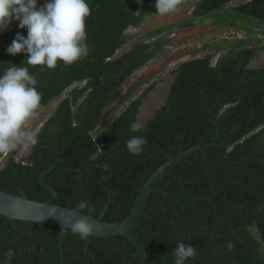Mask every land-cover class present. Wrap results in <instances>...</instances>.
I'll use <instances>...</instances> for the list:
<instances>
[{
	"label": "trees",
	"instance_id": "trees-1",
	"mask_svg": "<svg viewBox=\"0 0 264 264\" xmlns=\"http://www.w3.org/2000/svg\"><path fill=\"white\" fill-rule=\"evenodd\" d=\"M186 1L180 0L177 8ZM234 1L200 0L182 22L148 30L143 36L147 41L137 39L130 49L118 52L132 41L126 29L158 14L155 0H87L92 10L86 18L90 53L70 66L58 61L54 70L28 65L26 53L6 52L17 32L27 36V29L13 21L0 32V75L13 66L28 68L42 93L39 110L62 98L38 133L33 151L20 160L12 154L0 167V188L15 194L23 189L30 199L52 202V186L61 205L74 208L89 201L93 211L82 212L96 217L111 197L104 219L122 221L169 155L196 145L208 133L212 120L206 113L224 118L235 129L254 114L239 131L215 127L207 144L208 163L205 152L198 150L172 167L158 183L170 195L161 206L163 194L153 192L135 230L157 264H174L179 242L193 245L198 253L187 264H264V66H248L264 50V45H252L258 39L255 26H264V0L231 4ZM197 16L246 29L249 35L215 62L217 50L223 49L215 43L205 48L216 51L181 62L165 104L141 132H131L130 125L139 123L142 99L155 84L133 100L145 82L127 92L122 84L166 51L172 38L164 32L191 26ZM141 135L147 138L145 151L131 155L126 142ZM92 154L95 160L89 158ZM61 232L55 225L12 222L0 215V259L11 249V264H140L128 237L93 236L85 250L86 240L70 229L62 260Z\"/></svg>",
	"mask_w": 264,
	"mask_h": 264
},
{
	"label": "clouds",
	"instance_id": "clouds-1",
	"mask_svg": "<svg viewBox=\"0 0 264 264\" xmlns=\"http://www.w3.org/2000/svg\"><path fill=\"white\" fill-rule=\"evenodd\" d=\"M179 3L180 0H155V9L160 15L171 14ZM91 11L87 0H45L39 7L38 0H0V32L7 30L13 21L18 22V28L27 29V36L16 33L6 52L11 55L26 53L28 65H39L48 70H54L58 61L70 66L90 53L86 42V18L91 15ZM125 31L129 33L127 29ZM240 36L237 39L247 37ZM37 85V79L26 67L13 66L0 75V167L12 154L16 157L21 149L27 150L39 143L38 133L46 122L38 129V133L25 131V125L54 101L39 110L42 93L38 91ZM143 128L138 122L130 125L131 132H141ZM146 144L145 136H132L126 142V148L131 155H140L145 151ZM89 158L95 160L97 155L92 154ZM25 163H28L27 160ZM93 208L91 202L82 200L77 204L76 212L87 210L91 213ZM44 218L39 222L42 223ZM58 218L62 224L61 231L70 229L81 240H86L97 230L88 216L80 217L70 224L64 222L61 216ZM173 251L174 264H187L189 259L198 254L193 245L183 242H179ZM13 256V250L9 249L0 259V264H11Z\"/></svg>",
	"mask_w": 264,
	"mask_h": 264
},
{
	"label": "rangeland",
	"instance_id": "rangeland-1",
	"mask_svg": "<svg viewBox=\"0 0 264 264\" xmlns=\"http://www.w3.org/2000/svg\"><path fill=\"white\" fill-rule=\"evenodd\" d=\"M244 0H236L234 3H241ZM248 1V0H245ZM41 0H38L40 4ZM198 0H188L184 5L178 7L175 12L166 15L153 14L148 16L143 24L138 28H132L129 33L132 34V41L121 47L118 52L130 49L133 46L135 40L147 41L144 36L145 32L159 26H165L172 23L182 22L189 15L191 16ZM194 18V17H193ZM211 18L196 17L193 19V25L186 27H174L172 30L163 33V36L172 38V41L167 45L166 51L159 56L150 60L143 67L135 71L121 86L123 92H127L140 82L143 83L139 87L138 91L131 97V100L140 97L149 86L155 84V86L148 91L145 97L142 99V103L139 108L138 121L142 125L146 124L147 120L154 116L155 110L166 102V97L170 90V86L175 78V69L178 65L192 57H198L206 54L210 49L205 48V44H218L223 49L217 50V54L214 59H217L222 54L226 53L228 48L233 47V43L240 39H237L232 31L235 30L233 26L228 25H215L211 22ZM244 24L250 25L248 21H244ZM256 32L253 33L258 39H264V26H255ZM236 31V30H235ZM240 35L244 32L249 35L248 30L240 28L238 29ZM255 40L252 45H264V40ZM216 51V50H211ZM250 68H256L264 66V50L257 53L253 57L248 65ZM78 86H83L84 83H78ZM76 87V84L72 87ZM70 88V90L72 89ZM64 96V95H63ZM62 98V97H61ZM60 98V99H61ZM60 99L49 104L42 113H39L35 118L27 121L25 125V131H33L38 133V130L42 124H44L48 118L52 115L53 110L58 105ZM115 103L109 105L106 111L114 106ZM128 104H125L127 106ZM122 106L120 109H124ZM101 125V124H100ZM108 124H106L107 126ZM33 151V147L23 150L21 149L16 158L20 159L21 156L28 155Z\"/></svg>",
	"mask_w": 264,
	"mask_h": 264
},
{
	"label": "water",
	"instance_id": "water-1",
	"mask_svg": "<svg viewBox=\"0 0 264 264\" xmlns=\"http://www.w3.org/2000/svg\"><path fill=\"white\" fill-rule=\"evenodd\" d=\"M132 28L134 27H130L128 31ZM206 115L212 120V125L208 133L196 145L188 148L187 150L179 147V153L176 156L169 155L168 161L162 164L140 189L130 214L122 221L110 222L104 219L106 211L112 200L111 197H109L108 202L104 206L100 215L96 217L82 211L76 212V207L72 208L61 205L59 203L58 193L52 186H49V189L53 194L52 202H41L30 199L23 189L20 191V194H15L0 188V215L6 216L12 222L16 219L39 222L42 217H45L42 223L55 225L60 228L62 227V224L58 216H61L64 222L69 224L80 217L88 216V219L97 226V230L94 231L92 236H89L86 239L85 250L90 244L93 236L106 238L112 236H126L133 243L136 249V255L140 258V264H157L155 258H151L148 255L144 240L135 229L139 227L140 220L144 215L148 200L153 192L159 191L163 194L161 206L163 205L166 197L170 195V193L164 188L158 186L159 181L169 173L172 167L181 162L185 157L198 150H203L205 152L206 162L208 163L209 150L207 144L215 127L218 124H222L229 131H239L243 129L246 120L254 114H249L243 121L241 127L238 129L229 126L224 118H217L209 113H206ZM208 167L211 168L209 164ZM66 235L67 231H62L58 243L62 253V260H64L63 244Z\"/></svg>",
	"mask_w": 264,
	"mask_h": 264
},
{
	"label": "flooded vegetation",
	"instance_id": "flooded-vegetation-1",
	"mask_svg": "<svg viewBox=\"0 0 264 264\" xmlns=\"http://www.w3.org/2000/svg\"><path fill=\"white\" fill-rule=\"evenodd\" d=\"M43 1H44V0H41V2H43ZM198 1H200V0H198ZM41 2H40V3H41ZM210 23H212V20H211ZM233 27L235 28L236 31L234 30V31H232V32L234 33V35H235L236 37H238V36L240 35L241 32L238 31V28H237V27H235V26H233ZM239 30H240V28H239ZM246 35H247V33L244 32V33L240 36V38H242V37H244V36L246 37ZM209 52L212 53L213 51H209Z\"/></svg>",
	"mask_w": 264,
	"mask_h": 264
}]
</instances>
